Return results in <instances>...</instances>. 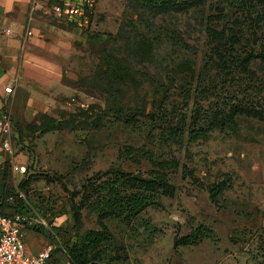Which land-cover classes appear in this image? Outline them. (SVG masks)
I'll use <instances>...</instances> for the list:
<instances>
[{"label": "rangeland", "instance_id": "1", "mask_svg": "<svg viewBox=\"0 0 264 264\" xmlns=\"http://www.w3.org/2000/svg\"><path fill=\"white\" fill-rule=\"evenodd\" d=\"M108 2L98 28L50 15L49 70L23 76L34 107L22 94L8 110L17 159L27 148L35 167L0 163L5 212L29 216L25 235L60 259L264 264V0ZM126 145L172 159L168 185ZM116 177L151 199L131 215L96 206ZM197 224L216 240L190 243Z\"/></svg>", "mask_w": 264, "mask_h": 264}, {"label": "crops", "instance_id": "2", "mask_svg": "<svg viewBox=\"0 0 264 264\" xmlns=\"http://www.w3.org/2000/svg\"><path fill=\"white\" fill-rule=\"evenodd\" d=\"M60 1L0 0V26L9 27L12 30L11 34H0V109L9 110L13 118L17 115L15 114L17 99L22 94L25 95L22 105L34 107V100L31 99L34 97L33 82L26 80L23 76L49 70L46 58H49L51 54L49 53L48 56V47L52 48L55 45L51 44L53 39L59 41L57 37H53L55 33H51V28L57 25L50 20V15H57L53 6L60 4ZM109 7L108 0L96 1L89 28H98L96 17L106 12ZM40 23L47 27H40ZM25 29H29L31 34L26 36L25 42L20 45ZM11 87L12 91L8 94V89ZM25 149L27 153L20 155L21 160H18V154H15L17 161L34 160V155L32 156L28 153V149ZM29 235H25V248L27 252L34 253L40 248L34 244V237Z\"/></svg>", "mask_w": 264, "mask_h": 264}, {"label": "built area", "instance_id": "3", "mask_svg": "<svg viewBox=\"0 0 264 264\" xmlns=\"http://www.w3.org/2000/svg\"><path fill=\"white\" fill-rule=\"evenodd\" d=\"M96 0H61L54 5L56 14L77 27H86L90 23L92 11ZM12 30L0 26V34H11ZM25 29L20 45L30 35ZM83 105V103H80ZM20 145L11 132V116L6 109H0V163L8 162L19 173L34 172V160L19 162L15 159L16 151ZM26 152V151H25ZM27 153V152H26ZM28 159V158H27ZM23 212L14 211L7 214L0 213V264H74L69 258L60 259L51 252L50 246H43L34 253L25 248V229L31 221ZM82 264H109L104 260H86ZM129 264H138L132 261Z\"/></svg>", "mask_w": 264, "mask_h": 264}, {"label": "trees", "instance_id": "4", "mask_svg": "<svg viewBox=\"0 0 264 264\" xmlns=\"http://www.w3.org/2000/svg\"><path fill=\"white\" fill-rule=\"evenodd\" d=\"M208 35H211L213 39L217 40L221 38L223 32L209 29ZM209 123L213 125L214 122L211 120L205 121L201 127H191L190 125H187V138L189 140L204 138L206 136ZM123 152L125 153V155L135 153V157H132V161L135 163H137L140 158H145L148 161L151 169L147 171V182H149L151 185L160 187H166L168 185V182L166 180V169L176 166V163L172 161V159L169 158L168 160H166L153 158L151 152L148 149H144L143 147L139 146L135 147L132 145H126L124 146ZM28 174L30 175L32 173ZM124 183L125 181L121 179V177L114 178L111 187L100 188V194L97 195L98 198H96L94 204L96 206H99L100 208H109L116 211L117 213H125L131 215L151 199V196L142 190H130L125 192ZM11 197L12 202H20L19 198H17L16 196ZM10 209H12V205H8L7 201H0V213H11L5 212L6 210ZM189 235L191 236V239H189L190 243H197L199 240L204 238L209 240H216L212 229L203 224H197L196 226L192 227L189 231ZM72 261L74 262V264H82L86 260L76 261L75 259H72Z\"/></svg>", "mask_w": 264, "mask_h": 264}]
</instances>
